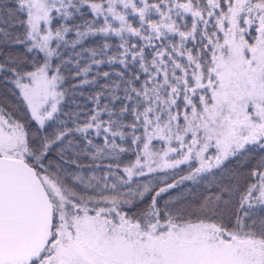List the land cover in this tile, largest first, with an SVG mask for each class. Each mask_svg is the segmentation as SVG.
<instances>
[{"label":"snow or ice","instance_id":"1","mask_svg":"<svg viewBox=\"0 0 264 264\" xmlns=\"http://www.w3.org/2000/svg\"><path fill=\"white\" fill-rule=\"evenodd\" d=\"M0 264H264V0H0Z\"/></svg>","mask_w":264,"mask_h":264}]
</instances>
